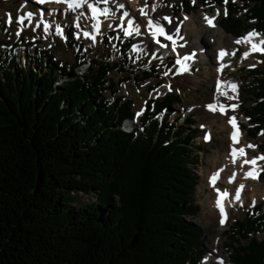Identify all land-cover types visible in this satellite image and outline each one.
I'll return each mask as SVG.
<instances>
[{"label":"trees","instance_id":"16d2710c","mask_svg":"<svg viewBox=\"0 0 264 264\" xmlns=\"http://www.w3.org/2000/svg\"><path fill=\"white\" fill-rule=\"evenodd\" d=\"M227 1L225 33L264 37V0ZM129 48L120 47L125 64ZM13 52L0 53V264H200L199 231L186 220L197 211L189 168L197 131L187 129L195 122L158 118L171 104L165 97L148 101L126 133L131 103L104 96L116 93L106 79L115 64L87 60L82 48L71 65L47 52ZM86 61L90 76L76 78ZM247 75L249 115L264 131V65ZM226 239L231 264H264L262 204Z\"/></svg>","mask_w":264,"mask_h":264},{"label":"rangeland","instance_id":"374dc122","mask_svg":"<svg viewBox=\"0 0 264 264\" xmlns=\"http://www.w3.org/2000/svg\"><path fill=\"white\" fill-rule=\"evenodd\" d=\"M89 2L96 4V0H89ZM128 2L130 0L124 3H120L119 0H108L107 4H96V7L100 9H108L109 14L106 17L99 16L97 20H93L92 13L86 11L85 8L80 11L77 9V12L67 11L63 9L65 3H58L56 0H44L43 3H40L39 0H0V53L8 54L9 47H12L14 56L20 59L25 52H28L29 55L47 52L55 61L71 65L75 61L77 51L82 48V53L88 60L115 64L106 79L109 81L107 85L110 84L116 93L112 94L107 90L104 96L109 104L114 101L115 97L131 103L133 129L138 124V118L142 115L148 101H161L168 97L171 100L168 111L164 113L162 111L156 116L162 119V116L168 113L171 115L170 123H173L174 119H178V125L182 124L185 118H190L195 124L187 126V129L197 131L196 137L189 145L191 156L194 159L189 168L195 178L193 205L197 206V211L193 217H188L186 220L199 231L202 254L200 264H221V262L222 264H231L229 253L226 250L229 242L226 239L227 232L236 220L243 221L246 213L254 206L262 204V212H264V197L256 196L254 200L250 199L252 187L249 186L245 191L243 190V200L227 208L223 225L220 224L221 215L208 222L197 220L200 213L205 211L206 196L210 195L212 201L213 191L209 188L200 190L202 176L199 172L206 168L207 161L214 152H218L220 155L226 153L220 148V145L228 137V132L219 131L215 124H211L210 129L208 128L207 125L213 113L206 108L205 100L211 93L213 73L211 75L210 72L216 69L214 68L215 63L211 64L210 62L214 59V53L217 51L214 47L218 46L217 42L221 40L222 46L231 50V53L235 52V55H230V60L226 63L223 62L226 66L222 72L218 71L219 77L221 80L232 79L237 83V94L233 96V99H227L225 112L232 114L238 122L240 134L244 138L240 145H244V148L247 149L246 155L264 156V135H261L264 131L254 130L255 124L252 123L249 115V110L252 107L249 95L252 81L247 75L248 70L264 65V54L252 52L246 59H241L242 54L249 51L251 45L235 43L237 39L255 30H244L237 38L223 31L221 28L222 18L226 16L225 12L228 15L231 11L227 5L228 1L227 3L224 1L222 5H202L194 0H187L190 7L188 11L184 5L185 0H146L147 6H145V0H133L131 4ZM233 2L239 7L242 5L239 0ZM56 3L58 4L56 5ZM120 5H124V7L121 8ZM153 6H155V11L152 10ZM140 8H144L149 18L164 26L165 31L173 36L174 44L172 41L165 40L163 36L157 37V39L160 44L167 45V47H160V44L156 43L147 27V18L139 13ZM80 12H84L85 15L79 21L80 28H77L76 16ZM29 13L32 14L30 19L28 18ZM124 13H128V15L125 16ZM243 14L244 11H240L235 14V17L240 18ZM205 16L214 18L215 24L224 33L221 39L213 33L211 26H206ZM9 17H11V24L8 23ZM163 17H168L171 23H168ZM19 19H23L24 23L18 24ZM188 19L196 27L203 28L207 34L196 41H194V36H186L184 24ZM128 20H132L134 26L139 28V34L124 35ZM97 23L99 24V33H96L93 28V25ZM37 24H40V27H36ZM44 24L50 26L47 32L44 30ZM57 26L62 29V34H57ZM177 29H179L178 32ZM82 31H90L95 36L96 45L90 43L91 39L84 38ZM18 32L19 35H17ZM255 32L257 33V31ZM69 34L73 39L74 44L72 45H69ZM78 35L79 38H77ZM209 36L210 38L206 39ZM261 39L264 37L258 34L253 42L258 43ZM126 44H130L131 48L128 52L130 59L125 64L120 51L122 48L120 49L119 46ZM229 45L231 47L228 48ZM171 48H175L177 55L167 52ZM183 56H192V59L187 62L191 71L179 74V64L176 63V60ZM88 66L87 61L80 64L74 71L76 78L89 77ZM205 68L210 70L206 71ZM145 74L148 76L145 77ZM169 86L171 91H169ZM217 98L222 97L217 95ZM232 105H236V107L233 109ZM151 112L157 114L155 106ZM137 113L141 114L138 116ZM209 132L211 133L210 140L206 142L204 136ZM250 133H253V136ZM249 144L254 147H247ZM226 171L224 174L228 176L229 172ZM261 171L262 175L258 178V182L254 183L260 189L259 195L264 190V166ZM221 186L223 189L231 190L230 186L220 184L221 190L219 189V191H223ZM84 200L91 201L90 198ZM211 236L216 239L215 248H211L209 242ZM257 237L260 239L263 238V235L260 234Z\"/></svg>","mask_w":264,"mask_h":264},{"label":"bare ground","instance_id":"6f19581e","mask_svg":"<svg viewBox=\"0 0 264 264\" xmlns=\"http://www.w3.org/2000/svg\"><path fill=\"white\" fill-rule=\"evenodd\" d=\"M120 3H124L125 1H128V0H119ZM131 1L133 0H130V2H128L129 4H131ZM58 3H56L57 5ZM66 5V3H65ZM64 5V6H65ZM82 9V8H81ZM81 9H78L79 11ZM213 24L215 25L214 27L211 26V28L213 29V33L218 35L219 38L221 39L224 35L223 31L215 24L214 20H213ZM185 34L186 36L187 35H192L194 36V41H196L198 38L201 39L203 38V35L205 36L207 34V32H204L205 30H203V28H198L196 27L195 25H193L189 19L188 21L186 20L185 24ZM206 38V37H205ZM209 37H207L206 39H209ZM217 45H215V51L216 53H214V59H212V61L210 62L211 64H214L215 63V66L214 68L217 67L218 64L224 62H228L230 60V55H231V50H228L227 48H224L222 46V41L221 40H218L217 42ZM231 47L230 45L228 46V48ZM173 48H171L170 50H168L167 52L169 53H172V54H176V51H173L172 50ZM250 49V48H249ZM221 50H224L226 53H228V55H225L222 59H219V53ZM166 52V51H165ZM164 52V53H165ZM166 54V53H165ZM203 60V59H202ZM180 67L181 65H179L178 67V72L180 70ZM206 71L210 70L209 68H205ZM210 72V71H209ZM213 73V76H212V82H211V93L208 95V98L207 100H205V105H206V108H207V105L209 103H217L218 105L219 104H223L226 106V104L228 103V100L224 97V96H221L222 98H217V93H216V88H215V82L216 80H220L221 82H230L232 84H235L237 85V83L234 81V80H221L220 79V75L218 73V70H213L212 72H210V74L212 75ZM227 94L229 96H234L236 93L235 92H232L231 89H224ZM213 113V112H212ZM230 117H233L232 114L228 113V112H225L224 114H220L219 111L213 113V115H211V119L208 123V128L210 129V125L211 124H215L217 126V129L221 132H228L227 134V139L225 138V141L221 143L220 145V148H222L224 150V154L220 155L218 154V152H214L213 155L210 156V159L207 161V166L206 168L202 171L199 172V174L202 176V184L200 186V190H203L204 188H209V189H212V201L210 200V195H207L206 196V200H205V211H202L200 213V215L197 217V220L198 221H211L213 220L216 216H219L220 215V211L218 208L215 207V198H216V195H217V189L221 190L220 188V184H225L227 186H230L231 187V190H226V189H223L222 187V190L223 191H219L220 193H224L225 191H227L228 193V196L225 197V199L222 200V206L224 208V212H225V216H226V213H227V208L237 204L239 201L243 200V192L245 191V189L249 186H251V198L252 200H254V197L256 196H262L264 197V190L262 192L261 195H259V187L257 185H254V183L258 182V179L256 180H252V179H245L244 178V173L249 171L251 169V165L249 164H245L243 166V168L241 167V164L243 162V160L247 159V160H251L255 157H260L262 155H257V156H251V155H244L242 157H239L237 160H236V163L233 164L232 161H231V157L229 155L230 151H231V148L232 147H235L237 149L239 148H244V145H240V142L243 141V137L241 136L240 132L238 131V143L233 145L232 144V140H231V133H232V128L231 126L229 125L228 123V119ZM235 122H236V125H237V130H238V122L237 120L235 119ZM126 126V127H125ZM122 130L125 131L126 133H130L132 131V127L130 126V124L128 122H126L125 124H123L122 126ZM130 127V128H129ZM208 134H211L210 132ZM247 142V141H245ZM244 142V143H245ZM245 150V154H246V148H244ZM264 160H258L257 161V164H256V167L260 170V168L264 165L260 164V162H263ZM220 169H223V171H220L219 172V177L218 179L216 180L215 182V187H213L210 183H209V179L210 177L218 172ZM228 170L229 172V175L228 176H225L224 172ZM227 172V171H226ZM233 173H235V179L233 180L232 183H229V178L233 175ZM259 178V177H258ZM235 184V185H233ZM243 184L244 185V188L243 190L241 191L240 193V200L237 201L234 199V196H235V193H236V189L241 185ZM204 209V208H203ZM208 214V215H207ZM209 242L211 244V248H215V245H216V239L215 237L211 236L209 237Z\"/></svg>","mask_w":264,"mask_h":264},{"label":"snow or ice","instance_id":"6c2138e0","mask_svg":"<svg viewBox=\"0 0 264 264\" xmlns=\"http://www.w3.org/2000/svg\"><path fill=\"white\" fill-rule=\"evenodd\" d=\"M40 3H43L44 0H39ZM56 2L58 3H66L68 9L75 11L77 9H81V8H85L86 11H90L92 13V19L93 20H97L99 16H108L109 12L108 9H100L98 7H96V4L99 3H108V0H96V4L94 3H90L89 0H56ZM225 3H227V0H225ZM145 6L146 5V0H145ZM121 8L124 7V5H120ZM153 11H155V6H153L152 8ZM139 13L141 16H145L147 18V13L144 11V8H140L139 9ZM31 13L28 14V18H31ZM85 13L84 12H80L78 13V15L76 16V26L77 28H80V24L79 21L82 17H84ZM125 16L128 15V13H124ZM217 15H219V13H217ZM225 15H227V12H225ZM164 20L168 21V23H171V20L168 17H163ZM185 19H187V17H185ZM205 22L209 25L214 27L215 25L213 24V20L214 18H209L207 16L204 17ZM8 23L11 24V17H9L8 19ZM18 24H23L24 20L23 19H19L17 21ZM127 28L124 29V35L126 36H130L133 33L139 34V28L134 26V22L132 20H128L127 22ZM36 27H40V24H37ZM49 25L48 24H44V30L45 32L48 31L49 29ZM147 27L149 29L150 35L152 36V38L156 41L157 44H160V41L157 39V37L163 36L165 40L167 41H172V43L174 44L175 41L173 39V36L168 34L165 29L164 26L159 24L158 22L153 21L151 18H147ZM93 28L95 30L96 33H99V24H94ZM57 34H62V29L57 26ZM179 31V29H177V32ZM17 35H19V32L17 33ZM82 35L84 38L86 39H91L93 42H95V36L90 32V31H82ZM258 34L255 31H250L246 34V36L237 39L235 41L236 44H241V43H245V44H249L251 45L249 51H246L242 54L241 59H246L250 53L252 52H260L261 54H264V39H261L258 43H254L253 39L255 37H257ZM77 38H79V35L77 36ZM181 39H183V37H181ZM181 47H183L184 45H180ZM160 47H167V45L164 44H160ZM173 51H175V48L172 49ZM225 55H228V53H226L224 50H221L219 53V59H222ZM231 55H235V52L231 53ZM192 59V56H183L182 58H177L176 63L181 65L180 70H179V74H183L186 72H190L191 69L188 65V61H190ZM226 65H221V68H223ZM215 88H216V93L218 96H224L226 99L231 100L234 97L233 96H229L227 94V92L224 89H231L232 92H235L237 89V85L232 84L230 82H221L220 80H216L215 82ZM169 91H171V88L169 86ZM233 109L236 107V105H232L231 106ZM207 109L210 112H217L219 111L220 114H224L226 111L225 105L223 104H217V103H209L207 105ZM190 110V109H189ZM141 113H137V115L139 116ZM228 123L232 128V133H231V140H232V144L235 145L237 144L238 141V130H237V125L235 122V118L234 117H230L228 119ZM202 128L204 127L203 125L201 126ZM261 135H264V132L261 133ZM204 140L207 142L210 140V134H205L204 136ZM247 147L249 148H253L254 145H247ZM230 157H231V161L233 164L236 163V160L239 157H242L245 154V150L244 148H235L232 147L231 151L229 153ZM258 160H264V156H260V157H255L251 160H243L241 167L243 168V166L245 164H249L251 165V169L247 172L244 173V178L245 179H252V180H256L259 177V169L256 167L257 161ZM223 171V169H220L218 172L214 173L210 179H209V183L215 187V182L219 177V172ZM235 179V173H233V175L229 178V183H232L233 180ZM244 185L241 184L237 189H236V193L234 196V199L239 201L240 200V193L243 190ZM217 199L215 201V207L219 209L220 211V215H221V219H220V224L223 225L225 223V212H224V208L222 206V202H221V196L223 197H227L228 193L227 191H225L224 193H220L219 190L217 189ZM222 264V262H221Z\"/></svg>","mask_w":264,"mask_h":264}]
</instances>
